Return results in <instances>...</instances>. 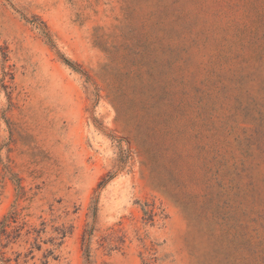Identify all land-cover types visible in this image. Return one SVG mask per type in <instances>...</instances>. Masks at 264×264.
Listing matches in <instances>:
<instances>
[{
	"label": "rangeland",
	"instance_id": "obj_1",
	"mask_svg": "<svg viewBox=\"0 0 264 264\" xmlns=\"http://www.w3.org/2000/svg\"><path fill=\"white\" fill-rule=\"evenodd\" d=\"M11 211L0 264H264V0H0Z\"/></svg>",
	"mask_w": 264,
	"mask_h": 264
},
{
	"label": "trees",
	"instance_id": "obj_2",
	"mask_svg": "<svg viewBox=\"0 0 264 264\" xmlns=\"http://www.w3.org/2000/svg\"><path fill=\"white\" fill-rule=\"evenodd\" d=\"M18 218V213L16 211H11L7 215H5L4 218L0 221V260L3 262L11 261V258H6L5 256V249L9 247V244L10 242H12V239L17 238L20 235V227H16L12 231L9 230V227H11L12 223H16L18 221ZM12 232L15 233V235H12ZM20 255L21 254H18L15 259L16 264H20Z\"/></svg>",
	"mask_w": 264,
	"mask_h": 264
}]
</instances>
